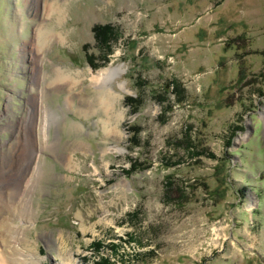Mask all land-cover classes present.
I'll use <instances>...</instances> for the list:
<instances>
[{
  "label": "rangeland",
  "instance_id": "374dc122",
  "mask_svg": "<svg viewBox=\"0 0 264 264\" xmlns=\"http://www.w3.org/2000/svg\"><path fill=\"white\" fill-rule=\"evenodd\" d=\"M47 2L0 0L3 263L264 264V0Z\"/></svg>",
  "mask_w": 264,
  "mask_h": 264
},
{
  "label": "bare ground",
  "instance_id": "6f19581e",
  "mask_svg": "<svg viewBox=\"0 0 264 264\" xmlns=\"http://www.w3.org/2000/svg\"><path fill=\"white\" fill-rule=\"evenodd\" d=\"M45 5H46V8H45L46 10L45 11H46L47 15L52 12V9L53 8H54L53 11H55L56 9L62 8V6H61L62 4L61 3H58L57 0H49V2H47V4H45ZM57 15H58V17H57L58 20L60 18H62L63 17L62 10H60ZM49 36H50V34H47L46 35V38H48ZM50 37H52V36H50ZM45 41L46 40L44 38V42ZM53 72H54L53 75L51 74V76L48 78L49 83L51 85H55L56 86L59 83L63 84V83L69 82V79H68L69 76H70V73L69 72H65L64 70H62L60 68H55L53 70ZM116 74H117V72L115 73L113 69L108 70V71H105V72H103V70H102V71H98L96 74H94L91 79H92V81H93V83L95 85L100 84L98 86H104V85L108 84L110 82V80L112 81V79L116 76ZM60 87H64V84L62 86H60ZM98 94L99 95L97 97V102H96L97 103V107L99 108V107L102 106V104H104V105H107L106 106L107 108H108V106L111 108L112 106H110V105L112 104V101L114 99L113 96L111 95V93H107L106 95H101V93H98ZM41 101L45 102V98L44 97H41ZM42 106L44 108L46 107L43 104H42ZM42 112H43V108L41 109V113H40V116H41L40 117L41 118L40 121L43 123V121L45 122L47 118H43ZM102 122H103L104 129L107 132H110V131L113 130L114 127H112V125L109 123V119L103 120ZM44 128H42L41 130L43 131ZM10 208H11V206H8V205L6 206L2 202H0V230H2V229L5 228V230L13 231V230L16 229V227L13 226L12 225V222H11V221H15L16 220V219H14V216H17V214L14 212L15 209H12V211L10 212V217H9V220L8 221L6 219H4V216H5V213L4 212H5V210H9ZM11 216H13V218ZM4 223L6 224V227H4V225H3ZM17 259L21 260L22 258L21 257H17ZM0 261H1L2 264H4L3 262H7L3 258H0ZM14 261L16 262L15 259H14ZM33 261H34V258L31 257L29 259V264H34L35 261L34 262Z\"/></svg>",
  "mask_w": 264,
  "mask_h": 264
},
{
  "label": "trees",
  "instance_id": "16d2710c",
  "mask_svg": "<svg viewBox=\"0 0 264 264\" xmlns=\"http://www.w3.org/2000/svg\"><path fill=\"white\" fill-rule=\"evenodd\" d=\"M93 31H94V36H95L96 40L98 41V43H101L104 41H108L110 43L112 40L117 39V37H118L116 32H114V30L110 24H105L102 26L95 25L93 27ZM176 91H177V89H176ZM178 92H179V90H178ZM128 101L130 104L132 103L131 99H129ZM131 107H132V105H131ZM130 130L133 131L132 135L137 134L136 129L131 128ZM133 139H134V137L131 138V141L135 142ZM93 246L99 247L100 243L95 241V242H93ZM106 262H108V260L106 258H100V261L98 262V264H107Z\"/></svg>",
  "mask_w": 264,
  "mask_h": 264
}]
</instances>
